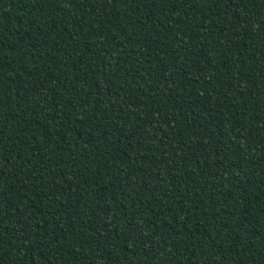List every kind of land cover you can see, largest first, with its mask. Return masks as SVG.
<instances>
[{
    "label": "trees",
    "instance_id": "1",
    "mask_svg": "<svg viewBox=\"0 0 264 264\" xmlns=\"http://www.w3.org/2000/svg\"><path fill=\"white\" fill-rule=\"evenodd\" d=\"M0 264H264V0H0Z\"/></svg>",
    "mask_w": 264,
    "mask_h": 264
}]
</instances>
